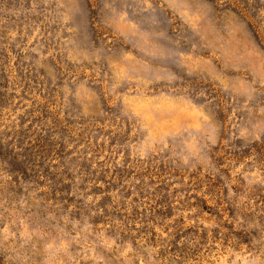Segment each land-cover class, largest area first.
Returning <instances> with one entry per match:
<instances>
[{
    "label": "rangeland",
    "instance_id": "1",
    "mask_svg": "<svg viewBox=\"0 0 264 264\" xmlns=\"http://www.w3.org/2000/svg\"><path fill=\"white\" fill-rule=\"evenodd\" d=\"M0 264H264V0H0Z\"/></svg>",
    "mask_w": 264,
    "mask_h": 264
}]
</instances>
